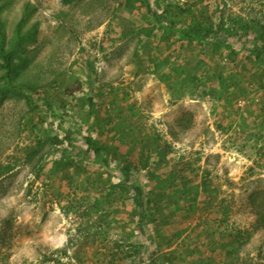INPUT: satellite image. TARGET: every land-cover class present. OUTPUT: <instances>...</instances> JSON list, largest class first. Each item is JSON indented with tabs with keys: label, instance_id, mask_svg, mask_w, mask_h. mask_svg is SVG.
<instances>
[{
	"label": "rangeland",
	"instance_id": "1",
	"mask_svg": "<svg viewBox=\"0 0 264 264\" xmlns=\"http://www.w3.org/2000/svg\"><path fill=\"white\" fill-rule=\"evenodd\" d=\"M188 5L204 25L191 41L179 38L191 20L177 10ZM1 32L0 264H264V0H0ZM200 60L213 71L196 82ZM6 61L14 79L37 86L31 105ZM140 127L200 184L197 213L175 212L157 238L132 203L109 217L87 212L104 181L89 193L74 167L49 176L62 150L97 172L79 132L127 154ZM44 134L61 143L43 144ZM123 161H111L109 185L123 181ZM100 220L121 227L106 234Z\"/></svg>",
	"mask_w": 264,
	"mask_h": 264
},
{
	"label": "trees",
	"instance_id": "2",
	"mask_svg": "<svg viewBox=\"0 0 264 264\" xmlns=\"http://www.w3.org/2000/svg\"><path fill=\"white\" fill-rule=\"evenodd\" d=\"M177 13L179 16L187 15L191 20L187 30L179 31V28H177L180 33L179 38L189 41L192 39L196 40L204 25L197 22V16L194 13V10H192V7L190 5L185 7L180 6L178 7ZM176 22L177 21L175 20V17L169 18V23L172 25H175ZM20 27L21 25L18 26V28ZM0 35H4V33L1 32ZM3 37H1V42L4 40ZM231 52L232 54L236 53L235 51ZM231 57L232 55L230 54L228 56L229 60ZM210 59L213 61L217 58H215V56H210ZM197 64L198 66H196L193 77L196 79V82H199L197 81L199 77L197 75V71H201L203 74L206 72L209 73V71L211 72L213 65H209L202 60L197 61ZM258 64H260V68H263L264 70V60ZM201 65L206 67H201L198 69V67ZM0 66H2L1 63ZM3 66L7 68V75L10 79V82L13 83L12 88H15L20 94H24L27 98V103L31 105L32 102L30 101V95L31 93L38 91L37 86H28L26 83H22L14 79V77H12V61H6ZM15 82L18 84L21 83V85H17ZM4 89L5 88L0 89L2 95L7 93L4 91ZM18 92L16 93L18 94ZM52 97L53 96H48V98H45L44 95L42 104L46 110H48V112H51L53 116L59 117L60 114L56 112V109L57 107H61V105H55L53 100L54 97ZM62 106L64 107L63 103ZM89 106L92 108L95 107L93 98L89 99ZM140 129L142 132H133V136L137 139H134V144L127 145V154L122 153L120 151V147L114 146L111 148L107 141L102 140L104 134H98V137L94 134V132H87V134L84 132H79L81 140L88 147V151H85L87 152V157L93 155L91 162L97 167V172L92 175L90 171L88 172L85 170L82 162H79L81 158L76 156L71 157L66 154L65 150H62L64 156L58 158L55 161L56 166L49 172V176H51L50 174H55L58 170V167L64 168L63 170L74 167L75 170H73V174L81 179V183H88L90 186H92V189L86 188L89 193L91 191L94 193H99L100 190L95 187V182L101 180V182H99L103 183L104 181L106 184V195L101 197H92V200L94 201H92V204L87 212L89 214L97 213V215L104 214L108 216L109 214L105 211L107 208L113 209L119 205L121 207H125V204L129 205L132 203L134 205V210L130 214L134 215L138 212L140 217L143 218L142 230H147L150 232L151 236L155 235L157 238L160 237V233L164 228H166L167 231H170L172 230L170 226L177 223L175 212L181 215L183 221L191 219L195 213H197V206L192 204V202H195L197 199V195L200 191V184L195 182L194 179L192 180L187 175H185L187 169L184 163H171L170 154L168 152L170 151V147L163 142V139H161L159 134L155 132H149L150 130L145 127H140ZM44 137H46V141L43 143L45 145H47L48 142H50L51 146H57L59 143H61L58 136L44 134ZM39 143H41V140H39ZM33 152L34 149L32 153ZM121 158L126 159L125 163L123 161V163L117 166L115 169H118L120 174H122L121 177L123 178V181L117 184H113L114 182H112L109 185L111 177H104L105 175H108L109 172L111 173V170L113 169L112 163L114 162L111 161ZM92 176L96 177V179L92 180ZM89 193L84 198L86 202L91 201ZM171 208H174V211H172ZM71 209L75 210L73 206L69 208V210ZM100 221L103 222L102 220ZM103 225L104 227H108L107 229H104L103 232L106 234H109L111 229L121 227L120 224L114 226L108 223L104 224V222L103 224H99V227H103ZM99 227L96 225L92 226L91 228L96 233H98ZM150 229H152V231H150ZM180 234L181 231L176 233L173 238H178ZM125 238L126 236L122 235V239ZM138 248V246L133 248L135 255H139V250H137ZM78 256L81 257L80 254H78ZM126 257L130 256L127 255ZM154 260L155 259L152 258L149 261L150 263L141 262V264H155L156 261Z\"/></svg>",
	"mask_w": 264,
	"mask_h": 264
}]
</instances>
